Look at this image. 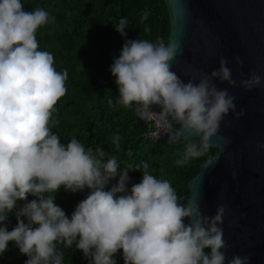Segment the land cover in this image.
Masks as SVG:
<instances>
[{"label":"clouds","instance_id":"obj_1","mask_svg":"<svg viewBox=\"0 0 264 264\" xmlns=\"http://www.w3.org/2000/svg\"><path fill=\"white\" fill-rule=\"evenodd\" d=\"M148 15L144 12L141 21ZM54 20L43 8L26 11L22 0H0V224L18 201L36 197L17 210L11 231L6 224L0 226V255L13 241L28 257L25 264H63L57 244H75L90 264H116L113 257L120 250L124 264H225L223 204L214 216L204 215L197 200L182 203L168 180L148 172L147 163L141 181L130 190L127 169L105 190L116 175L117 159L105 161L102 147L86 148L75 138L62 144L52 132L55 106L67 92L68 72L55 68L52 53L39 50L36 33ZM127 24L122 18L116 31L125 36ZM178 54L182 49L177 42L126 40L110 67L118 97L108 103L134 108L144 120L155 117L169 143L186 133L198 136L199 144L190 143L176 160L183 167L213 147L211 138L230 143V138L218 136L220 124L230 111L237 119L243 115L236 112V97L213 81L251 91L260 87L262 77L253 73L237 85L229 61L221 58L218 70L185 83L172 70ZM234 59L243 64L239 56ZM152 106L161 111L153 112ZM112 143L119 150L120 136L114 135ZM61 186L73 193L90 190L70 218L54 203L53 194ZM249 261L250 255H234L227 264Z\"/></svg>","mask_w":264,"mask_h":264},{"label":"trees","instance_id":"obj_2","mask_svg":"<svg viewBox=\"0 0 264 264\" xmlns=\"http://www.w3.org/2000/svg\"><path fill=\"white\" fill-rule=\"evenodd\" d=\"M26 11L43 8L55 17L54 22L40 27L36 33L39 50L53 54L55 68L67 69L66 94L56 104L53 119L57 122L51 130L60 137L62 144L72 138L86 148L102 147L106 152L105 161L117 159L116 175L110 178L105 190L117 184L127 169L130 177L127 187L139 183L143 175V164L148 172L158 179L168 180L178 197L187 194V183L198 173L202 162L217 153L209 150L181 167L176 164L190 143L199 144V139L188 143H169L168 140L150 142L143 138L147 127L138 120L134 108L112 107L109 99L118 97L115 77L110 67L118 58L126 40L146 39L165 44L169 34V22L163 0H22ZM147 20L141 21L144 12ZM122 18L128 24L125 36L115 26ZM145 29H150L146 32ZM114 135L120 136V149L112 143ZM139 167L140 170H137ZM90 190L75 193L63 186L55 192L54 203L60 206L69 218L80 201ZM36 197L18 201L16 208L8 214L7 230L17 224L16 212ZM27 223L25 217H21ZM57 250L64 254L63 264H90L82 251L65 248L57 244ZM116 264H124L122 250L113 257ZM28 257L21 254L15 242L10 241L5 253L0 255V264H25Z\"/></svg>","mask_w":264,"mask_h":264},{"label":"water","instance_id":"obj_3","mask_svg":"<svg viewBox=\"0 0 264 264\" xmlns=\"http://www.w3.org/2000/svg\"><path fill=\"white\" fill-rule=\"evenodd\" d=\"M163 1L169 22L166 45L177 42L182 49L172 62L181 80L198 82L201 74L219 69L221 58L229 61L237 85L253 73L262 77L260 87L251 91L213 81L236 97V112L243 115L237 119L230 111L224 117L218 136L231 142L224 145L211 138L210 148L217 153L202 162L180 200H197L201 212L210 217L223 204L227 260L250 255L249 264H264V147L257 146L264 145V0ZM236 56L242 65L235 62ZM151 110L161 111L158 106ZM196 139L186 133L176 142Z\"/></svg>","mask_w":264,"mask_h":264},{"label":"built area","instance_id":"obj_4","mask_svg":"<svg viewBox=\"0 0 264 264\" xmlns=\"http://www.w3.org/2000/svg\"><path fill=\"white\" fill-rule=\"evenodd\" d=\"M163 42L158 40L157 43ZM164 43V42H163ZM158 113V112H157ZM136 117L141 121L146 127L147 130L143 135V138L150 142H158L168 140V133H166L161 126L156 122V118L153 117L151 120L141 119L139 115L135 112Z\"/></svg>","mask_w":264,"mask_h":264},{"label":"rangeland","instance_id":"obj_5","mask_svg":"<svg viewBox=\"0 0 264 264\" xmlns=\"http://www.w3.org/2000/svg\"><path fill=\"white\" fill-rule=\"evenodd\" d=\"M207 251V250H206Z\"/></svg>","mask_w":264,"mask_h":264}]
</instances>
